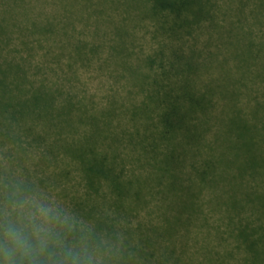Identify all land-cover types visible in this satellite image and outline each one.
<instances>
[{
  "label": "rangeland",
  "instance_id": "1",
  "mask_svg": "<svg viewBox=\"0 0 264 264\" xmlns=\"http://www.w3.org/2000/svg\"><path fill=\"white\" fill-rule=\"evenodd\" d=\"M0 78V214L50 199L103 264H264V0H0Z\"/></svg>",
  "mask_w": 264,
  "mask_h": 264
},
{
  "label": "clouds",
  "instance_id": "2",
  "mask_svg": "<svg viewBox=\"0 0 264 264\" xmlns=\"http://www.w3.org/2000/svg\"><path fill=\"white\" fill-rule=\"evenodd\" d=\"M0 214V264H103L89 230L58 203L10 197Z\"/></svg>",
  "mask_w": 264,
  "mask_h": 264
},
{
  "label": "trees",
  "instance_id": "3",
  "mask_svg": "<svg viewBox=\"0 0 264 264\" xmlns=\"http://www.w3.org/2000/svg\"><path fill=\"white\" fill-rule=\"evenodd\" d=\"M187 77L188 76H185V75H176L174 78L175 79L174 83L176 82V84L174 87H172L173 89H169L168 91L163 90L162 92L161 102L163 103V106H162L163 108L160 112V122L164 129L163 130L164 133H168L169 131L175 130V129H180V130L182 129L185 131V134L187 136H192L191 122H190L188 115H190V111L192 112L194 110L195 106H201V101H202L203 96L202 98L197 96L195 92L192 91L190 87H188ZM40 96H41L40 91L34 92L32 94V97L30 98V102L34 105L35 104L39 105L38 101L40 103V101L42 100V99H39L41 98ZM179 99L186 100L188 104L182 103L181 101H184V100L179 101ZM23 103L25 102L16 101V105H19V106H13V107H18L17 108L18 110L22 108ZM26 103L28 102L26 101ZM28 108L26 106V109ZM19 111H22V110H19ZM178 155H179V152L176 149H174L173 152L169 151L168 159L176 160L178 158ZM85 166H96V165L91 163V164H86ZM88 170L90 171L92 170V168H88Z\"/></svg>",
  "mask_w": 264,
  "mask_h": 264
}]
</instances>
